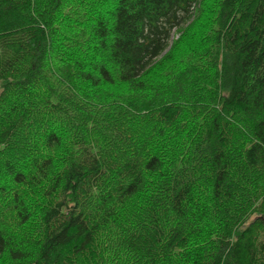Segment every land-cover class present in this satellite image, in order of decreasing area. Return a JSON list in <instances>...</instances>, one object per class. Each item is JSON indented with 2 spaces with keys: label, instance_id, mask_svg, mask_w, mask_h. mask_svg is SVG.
I'll list each match as a JSON object with an SVG mask.
<instances>
[{
  "label": "trees",
  "instance_id": "16d2710c",
  "mask_svg": "<svg viewBox=\"0 0 264 264\" xmlns=\"http://www.w3.org/2000/svg\"><path fill=\"white\" fill-rule=\"evenodd\" d=\"M205 1L0 0V262L264 264V0Z\"/></svg>",
  "mask_w": 264,
  "mask_h": 264
},
{
  "label": "rangeland",
  "instance_id": "374dc122",
  "mask_svg": "<svg viewBox=\"0 0 264 264\" xmlns=\"http://www.w3.org/2000/svg\"><path fill=\"white\" fill-rule=\"evenodd\" d=\"M210 3L212 4V6H213V3H214V0H206L205 1V6H207V5H210ZM209 7V6H208ZM205 13V12H204ZM206 15V14H205ZM205 15H203V17H205ZM211 18V16H208V18ZM204 19V18H203ZM212 19H213V17H212ZM202 20V19H201ZM201 23H203V20H202V22ZM206 25L208 26L209 25V27H212V25H210L208 22L206 23ZM203 27L204 26H200V27H198V28H196L195 30H196V32H197V34H198V39L197 40H202L203 42H207V41H210V37L209 36H211V33H213V28H204L203 29ZM203 29V30H202ZM202 30V31H201ZM180 38V34H178L177 33V35H175V38H174V44H173V46H172V48H171V50L165 55L166 57H165V59L163 60V62L162 63H169L166 59H168V58H179L182 54L180 53V49H181V47H180V45L179 46H176V42H177V40ZM209 43V42H208ZM0 264H13V262L11 261V259L9 258V256L8 255H5L3 258H2V260H1V262H0Z\"/></svg>",
  "mask_w": 264,
  "mask_h": 264
}]
</instances>
